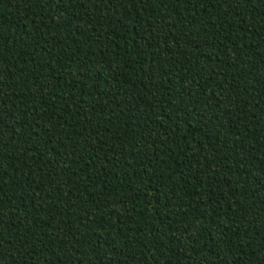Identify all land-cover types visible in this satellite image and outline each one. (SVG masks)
Listing matches in <instances>:
<instances>
[{
	"label": "trees",
	"instance_id": "trees-1",
	"mask_svg": "<svg viewBox=\"0 0 264 264\" xmlns=\"http://www.w3.org/2000/svg\"><path fill=\"white\" fill-rule=\"evenodd\" d=\"M0 264H264V0H0Z\"/></svg>",
	"mask_w": 264,
	"mask_h": 264
}]
</instances>
